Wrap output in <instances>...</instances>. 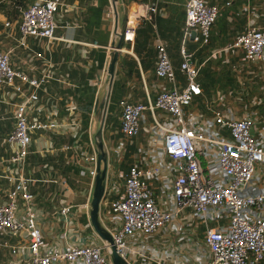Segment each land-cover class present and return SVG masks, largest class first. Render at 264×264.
<instances>
[{
  "label": "built area",
  "instance_id": "built-area-1",
  "mask_svg": "<svg viewBox=\"0 0 264 264\" xmlns=\"http://www.w3.org/2000/svg\"><path fill=\"white\" fill-rule=\"evenodd\" d=\"M63 1L33 0L18 7L20 37L15 40L9 36V42L16 45L0 48L3 98L0 104L11 106L10 113H0V123L10 122L12 127L0 139V148L8 153L0 157V256L5 258L0 264H113L109 247L101 240L100 244L85 242L83 229L74 224L81 215L77 210L89 221L97 174L95 125L88 122L83 131L75 116L55 120L40 94L53 80L50 64L36 77L21 69L13 59L17 49H22L46 63L45 54L35 51L28 41L44 42L42 50L47 53L54 42L62 40L56 37L55 18ZM225 5L229 6L230 1ZM144 11L143 16L135 11L128 16L122 32L124 43H133L140 22L151 21L157 12L152 3L144 5ZM218 15L219 8L207 0H186L178 66L185 85L178 83L166 47L159 42L155 76L166 81L170 90H161L153 102L131 103L122 99L119 103V132L123 138L130 142L136 139L143 116L148 113L156 136L162 141L161 155L165 158L163 162L153 163L146 154H134L126 173L117 175V180L110 184L109 200L105 189L99 217L112 237L117 255L126 264H165V260L171 259V252H165L166 257L162 258L148 252L143 245L146 238L158 234L163 240L174 236L176 245H188L187 250L192 252L196 249L193 260L197 264L264 262V183H260L257 194L253 190V185L264 176V136L255 135V113L245 110L244 115L236 117L210 106L212 117L202 125H195L188 118L187 110L196 98L203 96V91L198 83L200 69L186 44L195 31L200 45L207 46ZM3 26L8 29L10 23ZM227 50L237 52L244 62H264V29L247 28ZM32 62L29 59L24 64L30 67ZM158 112L166 119L161 120ZM47 133L72 141L48 150L43 138ZM55 152L62 153L66 164L78 172V177L72 179L75 185L79 186L82 178L89 179V191L83 203L68 201L76 196L69 176L52 180L33 177L30 160ZM51 186L54 190H49ZM39 199L50 200L51 210L46 215L62 225L61 239L65 244L60 249L51 247L44 235ZM200 226L204 228L202 247L192 239ZM89 227L92 229L90 224ZM68 232L73 235L74 243L67 242ZM179 261L180 258H175L173 264Z\"/></svg>",
  "mask_w": 264,
  "mask_h": 264
},
{
  "label": "crops",
  "instance_id": "crops-1",
  "mask_svg": "<svg viewBox=\"0 0 264 264\" xmlns=\"http://www.w3.org/2000/svg\"><path fill=\"white\" fill-rule=\"evenodd\" d=\"M6 1L0 2V29L4 30L6 40L10 41L9 36L17 40L20 37L17 8L24 7L32 3L33 0H22V5L18 4L19 0L18 2L11 0V6H5ZM229 1L230 5L226 6L225 4ZM63 2L64 5L55 18L56 37L62 38V40L54 42L51 50L47 53L42 50L45 46L44 42L41 44V42L28 41L35 51L45 54L46 63L32 58L22 49H17L13 59L20 65L21 69L36 77L40 75L43 67L46 66L47 68V65L50 64L49 70L53 74V80L44 86L40 93L43 104L48 111L52 112L55 120H64L75 116L82 126L86 118H88V122H95L92 116L93 106L105 77L110 53L109 46L113 41L114 17L109 0H64ZM149 3L156 6L157 12L154 13L151 21L143 19L140 22L133 43L122 41V51H120L115 67L114 100L110 111L109 100L103 130V141L108 150L105 194L108 200L110 184L117 180V175L126 173L134 154H146L153 163L163 162L165 159L161 155L162 141L156 136L155 127L148 113L144 114L140 133L133 141L125 140L119 132V103L122 99H128L131 103L153 102L161 90H170L171 88L166 81L157 79L155 76L156 46L159 42H162L166 47L170 61L176 69L178 83L181 86L185 85L183 77L178 72V66L181 62L179 48L183 37L186 0H119L122 12V32L128 16L134 11L137 12L138 16H143L145 13L144 5ZM207 3L219 8L218 19L212 28L209 44L201 46L198 36L193 40L190 39L186 44L188 51L194 54L195 63L200 69L198 83L203 91V96L196 98L193 106L187 110L188 118H191L195 125H202L205 120L212 117L209 111L210 106L236 117H241L247 110L255 113L253 121L256 137H259L260 134L264 136V62H244L237 52L227 50L234 39L245 32L247 28L264 29V0H207ZM2 6H5L4 10L10 13L9 18L4 13L6 11L3 10ZM152 21L154 23L151 25L147 24ZM5 22L10 23V28H4ZM9 45L14 46L16 43L14 41L9 42ZM4 46L1 44L0 48ZM103 50L106 54V61L100 67L95 57ZM29 59H33L30 67L28 64H24ZM89 74L91 77H88ZM82 76L84 77L82 78ZM235 82H237L240 90L246 91L240 100L233 93L237 87V85L234 86ZM83 87L87 88L86 91L82 89ZM251 88L255 89L254 93L250 92ZM0 99H3L1 95ZM10 107L0 104V113H10ZM70 112L74 114H70ZM162 114L158 112L159 118L161 120L166 119V116ZM11 129L10 122L0 123V139L6 136ZM118 135L120 138L116 139ZM43 138L48 150L59 148L70 142L69 138L52 133L43 135ZM130 147L133 149L128 151ZM3 156H8V153L0 148V157ZM30 162L35 173L32 175L37 180H52L69 176L71 178L69 181H73L72 179L78 177L71 173H63L66 166L70 167L73 172L76 169L66 164L63 154L60 152L44 153L35 159H31ZM60 169L61 176H57V170ZM263 178L264 176H262V180L257 182V185H253V190H257H254L256 194L260 190V183H264ZM165 180L168 181L167 178ZM88 181L89 179L82 178L79 186L75 184L76 187L71 186L78 192L80 191L82 203L89 191ZM49 190L54 189L51 186ZM68 201L73 202V198H69ZM76 203L81 204L80 201ZM39 204V220L43 226L44 235L51 243V247L56 249L54 242L58 240V234L63 232L62 226L57 225L53 218L46 215L51 210L50 200L39 199ZM77 211L81 215L74 224L78 223V228L83 229L84 241L91 240L100 244V239L89 227V221L80 210ZM73 228L76 226L73 225ZM199 228V234L202 238L201 233H203L204 228L202 226ZM146 239L143 245L149 250L148 252L162 258L166 257L165 252H171V259L165 260V264H173L175 258H181L179 264H197L193 260L194 256L197 255L196 249L194 251L193 248L192 252L187 250L188 245L181 244V247L178 246L179 244L176 245L174 236L163 240L158 234ZM195 239L197 240V238ZM74 241L73 235L68 232L67 242L74 243ZM64 244L60 235L57 248H62ZM171 254L169 253V255ZM185 259L187 260L185 261Z\"/></svg>",
  "mask_w": 264,
  "mask_h": 264
},
{
  "label": "water",
  "instance_id": "water-1",
  "mask_svg": "<svg viewBox=\"0 0 264 264\" xmlns=\"http://www.w3.org/2000/svg\"><path fill=\"white\" fill-rule=\"evenodd\" d=\"M114 17L113 41L109 46V59L105 69V77L100 86V92L103 95L102 100L99 99L98 93L96 102L93 106L92 116L95 119L94 125L96 131L94 134V149L97 156L96 176L93 182V190L90 200L89 222L92 230L97 237L105 243L110 250V259L113 264H126L116 253L112 237L110 233L104 228L99 217L100 205L103 200L106 189V174L108 167V152L103 141V130L105 125V118L107 108L110 100L112 86L114 82L115 67L122 49V12L119 5V0H109ZM197 33L191 32V40L195 39ZM100 108V111H99Z\"/></svg>",
  "mask_w": 264,
  "mask_h": 264
},
{
  "label": "rangeland",
  "instance_id": "rangeland-1",
  "mask_svg": "<svg viewBox=\"0 0 264 264\" xmlns=\"http://www.w3.org/2000/svg\"><path fill=\"white\" fill-rule=\"evenodd\" d=\"M10 2H11V0H7L5 6H11V3ZM17 2H18V0H17ZM17 2L15 3L16 6L18 5ZM3 20H2V22H3ZM152 23H154V21L148 22L147 24L148 25H151ZM0 30H1V32H0L1 33V35H0V37H1L0 38V47H1V44L2 45H6V46L9 45V41L6 40L7 37H5L4 30L3 31H2V29H0ZM244 82H246V81H244ZM252 83H253V81H252ZM250 84H251V81H250ZM236 85H237V87H236L235 91H233V93L236 94V97L240 100L246 94V91L244 89L243 90H240L237 82H235L234 86H236ZM251 89H250L251 90L250 92H253L254 93L255 92V89L254 88H251ZM99 93H100L99 99L102 100L103 95L100 92V90H99ZM99 111H100V108H99ZM157 116H158V114H157ZM95 131H96V126H95ZM41 141H42V139L40 138L39 139V142L41 143ZM47 141L49 142V140H47ZM51 143H53V141H51ZM129 151H130V149H129ZM60 174H61V169L60 170H57V176H61ZM74 191H76V196H75V198H73V203L77 204L76 202L79 203V201L82 203L80 191L79 192L77 190H74ZM106 216H107L106 214L103 215V218H104L105 221H106ZM108 225L110 226V222L108 223ZM59 226H62V225H59ZM193 229H195V228H193ZM60 235H62V233H59L58 234V237L59 238H58L57 241L54 242V247H57L58 246V244L60 242ZM50 236H51V234H50ZM195 238H197L196 243L202 247L204 244L202 243V238L200 237L199 231H196V236H194L192 239L195 241ZM49 240L51 241V238ZM4 260H5V258L3 256H0V262H3Z\"/></svg>",
  "mask_w": 264,
  "mask_h": 264
},
{
  "label": "trees",
  "instance_id": "trees-1",
  "mask_svg": "<svg viewBox=\"0 0 264 264\" xmlns=\"http://www.w3.org/2000/svg\"><path fill=\"white\" fill-rule=\"evenodd\" d=\"M3 1H5V0H0V2H3ZM21 2H22V0H19V2H18V4L19 5H22L21 4ZM4 7L5 6H2V8H3V10H4ZM4 11H6V10H4ZM4 13H6V16L9 18L11 15H10V13L9 12H4ZM123 44V43H122ZM95 59H96V62L98 63V65L101 67L102 65H103V63H105V61H106V54H105V51L103 50V51H101V52H99L97 55H96V57H95ZM91 74H89L88 75V77L90 76ZM71 77H73V75L71 74ZM84 76H82V78H83ZM91 77V76H90ZM84 91H86V87H83L82 88ZM114 92H115V84L113 85V89H112V94H111V98H110V105H109V111H110V109H111V104H112V102H113V100H114ZM83 94V93H82ZM87 126H88V118H86V120H84V122H83V131H85V129L87 128ZM86 138V135L84 134V136H83V139H85ZM118 138H120V135H118V136H116V139H118ZM72 140L70 139V142H71ZM130 150H132L133 148L132 147H130L129 148ZM129 149H128V151H129ZM33 159H35V158H33ZM64 172L63 173H68V174H72V175H78V172L77 171H75V172H73V170L70 168V167H65L64 168ZM69 183H70V185L72 186V187H76V186H74V182L73 181H69Z\"/></svg>",
  "mask_w": 264,
  "mask_h": 264
}]
</instances>
